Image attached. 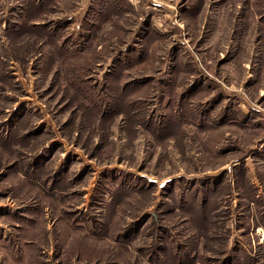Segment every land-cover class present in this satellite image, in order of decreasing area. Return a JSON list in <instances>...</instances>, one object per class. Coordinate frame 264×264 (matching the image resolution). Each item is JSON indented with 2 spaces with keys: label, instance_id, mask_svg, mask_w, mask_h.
Returning <instances> with one entry per match:
<instances>
[{
  "label": "rangeland",
  "instance_id": "obj_1",
  "mask_svg": "<svg viewBox=\"0 0 264 264\" xmlns=\"http://www.w3.org/2000/svg\"><path fill=\"white\" fill-rule=\"evenodd\" d=\"M0 264H264V0H0Z\"/></svg>",
  "mask_w": 264,
  "mask_h": 264
}]
</instances>
